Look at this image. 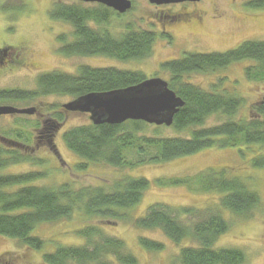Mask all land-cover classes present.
Returning a JSON list of instances; mask_svg holds the SVG:
<instances>
[{
	"label": "trees",
	"instance_id": "trees-1",
	"mask_svg": "<svg viewBox=\"0 0 264 264\" xmlns=\"http://www.w3.org/2000/svg\"><path fill=\"white\" fill-rule=\"evenodd\" d=\"M249 4L264 8V0ZM134 7L133 4L132 9ZM128 12L121 14L104 4L80 0L55 2L49 16L70 24L73 29L71 40L66 35L57 39L62 45L59 53L66 56H106L123 62L152 57L157 38H170L169 35L139 28L129 22L119 32L112 31V20ZM162 13V18L169 24L183 18L182 15ZM17 46L0 47V65L20 62V58L12 56L13 51L19 54ZM7 54L11 56L4 58ZM242 60L255 62L246 69L248 78L264 80V40L260 39L246 40L226 52L184 53L180 58L160 63L155 77L162 78L158 74L166 73L169 77L162 79L184 101L174 116L173 124L156 125L142 120H127L121 124L90 121L69 127L62 132L61 138L80 159L75 168L86 169V166L99 163L127 169L166 163L208 148L251 146L253 152V146H264L263 96L250 107L248 117L236 118L245 104L242 96L227 88L219 90L214 86L211 90L206 89L186 78L190 74L225 69ZM149 77L140 70L83 65L75 74L63 71L40 73L33 90H0V102H33L40 96L53 94L78 98L94 92L125 89ZM56 109H51L53 118L44 123L42 133L48 134L65 123V117ZM213 116L221 118V121L209 125L208 120ZM163 127H171L177 133L187 135L162 137L159 132ZM150 130H154V134H147ZM15 134V140L8 142L22 143V146L0 144V235L16 239L40 254L39 251L51 242L38 235L40 225L62 221L71 223L77 214L83 221L75 230L82 241L77 245L56 243L50 250L45 248L46 252L41 257L43 264H138L137 254L123 238L109 231V227L116 223H131L137 227L141 231L137 237L139 247L150 252L162 251L164 243L147 235L149 231L160 230L175 244L187 239L192 241V245L180 250L181 264H245L247 255L241 248L216 246L219 238L230 229L224 211L250 218L255 210L262 207L263 200L242 177L228 175V168H208L196 174L161 177L155 181L161 186L184 185L195 192L218 193L219 201L214 207L176 208L158 201L152 202L144 213H137L136 209L152 183L149 179L123 173L110 185L41 184L53 171V158L40 155L37 149L35 154H31L30 150L39 145L32 137L33 132L23 134L19 129ZM45 139L52 141L49 134ZM128 153L134 154L135 159L128 158ZM27 163L28 171L19 174L5 172L10 166ZM253 165L264 166V154L254 158ZM92 220L97 221L85 223Z\"/></svg>",
	"mask_w": 264,
	"mask_h": 264
},
{
	"label": "rangeland",
	"instance_id": "rangeland-1",
	"mask_svg": "<svg viewBox=\"0 0 264 264\" xmlns=\"http://www.w3.org/2000/svg\"><path fill=\"white\" fill-rule=\"evenodd\" d=\"M73 3L77 0H0V47L3 45H17L20 50L21 62L18 64L3 63L0 65V90H33L36 87V77L40 73L63 71L71 74L78 72L83 65L116 66L121 69L140 70L146 76H152L159 68L161 61L181 57L185 51L197 52H226L243 41L249 39L264 40V8H255L249 3L255 0H199L197 5H190L186 10H200L204 12L201 24L189 21L186 24H169L164 21V5L151 3L150 0H132L135 7L122 17H115L110 25L112 31L119 32L126 22L134 23L139 28L162 31L164 22L166 30L172 37L159 36L155 42L154 54L146 60L120 61L106 56H66L59 53L62 48L58 38L66 35L72 39L70 24L54 20L49 16V10L57 2ZM173 4V3H172ZM176 4V3H175ZM179 4V3H178ZM178 7H175L177 10ZM173 9V8H172ZM218 10V12L216 11ZM116 32V33H117ZM11 56L7 54L4 58ZM255 65L252 60H242L231 64L225 69L215 72L190 74L186 78L206 89L216 86L219 90L227 88L245 99V104L236 118L248 117L250 107L262 100L264 94V80L248 78L247 67ZM167 79L166 73L161 75ZM71 96L56 94L40 96L33 102L15 101L0 102V106L12 105L18 108L36 107L34 114H1L0 115V144L14 147L22 143L8 142L17 137L16 130L24 134L33 132L32 137L39 145L32 148L31 154H39L53 158L49 178L41 181L45 185H58L71 182L74 186L107 184L123 173L142 176L152 183L145 191L143 202L136 209L137 213H144L152 202H163L178 207H195L204 209L216 206L219 194L214 192H195L184 185L161 186L155 181L161 177L185 176L196 174L208 168H228V175L242 177L250 188L262 196V204L252 217L245 218L232 212L224 211L230 223V229L217 241V247H238L245 251V264H264V166H254L253 159L264 154V146L208 148L187 157H179L166 163L144 164L127 169H116L112 166L94 163L85 169H76L75 164L80 160L62 141V132L72 126L89 123V113L68 110L65 103L75 100ZM57 108L65 117V123L58 129L49 131L52 141L45 139L48 134L41 132L44 121L53 118ZM55 111V112H56ZM221 118L211 117L208 124L219 123ZM37 126L39 128H37ZM61 126V127H60ZM150 130L147 134H154ZM159 134L162 137L187 135L177 133L171 127H163ZM25 137V136H24ZM26 138V137H25ZM50 138V137H48ZM54 142V143H53ZM19 144V145H18ZM37 149V151H36ZM39 149V150H38ZM38 155V154H36ZM256 156V157H255ZM127 157L135 159V155L128 153ZM29 164H16L5 170L8 173L19 174L29 170ZM38 167H35L37 169ZM1 172V171H0ZM105 179V180H104ZM135 212V213H136ZM97 221V220H95ZM95 221L85 222L92 223ZM83 221L78 214L71 223L67 221L46 223L39 226L38 235L50 240L46 248L52 249L54 244L77 245L82 239L75 234ZM96 224V223H95ZM109 231L121 236L127 246L137 254L138 264H181L179 253L182 247L192 245V241L185 240L175 244L160 230L146 232L154 239L164 243L160 252H150L141 249L137 237L141 231L131 223H116L109 227ZM45 248L37 253L21 245L18 240L0 235V264H43L42 256Z\"/></svg>",
	"mask_w": 264,
	"mask_h": 264
},
{
	"label": "water",
	"instance_id": "water-1",
	"mask_svg": "<svg viewBox=\"0 0 264 264\" xmlns=\"http://www.w3.org/2000/svg\"><path fill=\"white\" fill-rule=\"evenodd\" d=\"M101 3L123 14L133 7L132 0H80ZM199 0H150L157 5L195 2ZM264 101V94H263ZM184 101L160 77L147 78L139 84L110 92H94L65 103L68 110L90 113L95 124H121L127 120H142L150 124L171 126ZM36 107L0 106L1 114H34Z\"/></svg>",
	"mask_w": 264,
	"mask_h": 264
},
{
	"label": "flooded vegetation",
	"instance_id": "flooded-vegetation-1",
	"mask_svg": "<svg viewBox=\"0 0 264 264\" xmlns=\"http://www.w3.org/2000/svg\"><path fill=\"white\" fill-rule=\"evenodd\" d=\"M188 4H190V5H197L198 2H183V3H179V4L178 3H176V4H169L168 6H166L167 10H164V12H166V14H175V15H182L183 16V18H179V19H176L175 21L170 22V23H172V25L177 24L179 22L180 23H183V24H186L189 21L190 22L193 21L194 23H197V24H201L203 22L204 12L203 11H200V10L198 11L197 9L196 10H191V11L190 10H186L185 8L188 6ZM175 7H178L177 10L175 9ZM216 11L218 12V10H216ZM163 26H164V28L160 32H163L165 34H168L169 37H171V35L166 30V24H164ZM157 32L160 33L159 31H157ZM170 41L172 42V37H171ZM191 52L192 51H185V53H191ZM195 52H197V51H195ZM4 54H6V53H4ZM12 56L14 58H21L20 54H17V52H15V51H13ZM177 58H180V57H177ZM20 62H21V59H20ZM162 62H164V61L159 62L158 65H160V63H162ZM154 74L152 75V77H155ZM161 75H163V73L158 74V76H161ZM89 117H90V113H89ZM45 122L46 121H44L43 123H45ZM57 129H58V127H57Z\"/></svg>",
	"mask_w": 264,
	"mask_h": 264
}]
</instances>
